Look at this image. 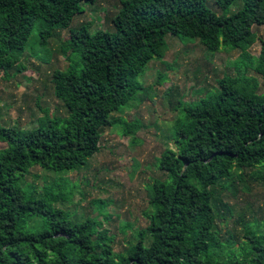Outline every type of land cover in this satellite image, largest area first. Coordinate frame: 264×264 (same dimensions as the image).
Returning a JSON list of instances; mask_svg holds the SVG:
<instances>
[{
	"label": "trees",
	"instance_id": "trees-1",
	"mask_svg": "<svg viewBox=\"0 0 264 264\" xmlns=\"http://www.w3.org/2000/svg\"><path fill=\"white\" fill-rule=\"evenodd\" d=\"M97 1L0 0V73L8 77L34 29L44 45L54 30L69 28L82 4ZM216 5L221 13L205 0H119L109 20L113 32L90 33L86 24L69 31L62 43L68 67L50 75L66 113L61 125L0 128V264H264V220L248 208L234 211L215 188L264 182V93L259 80L247 76L252 70L264 79V41L258 57L249 52L258 40L253 27L264 26V0ZM232 7L237 10L229 13ZM167 35L195 39L210 53L240 50L238 74L224 76L194 102L177 103L173 148L156 159L165 179L147 190L149 224L117 253L96 217L71 221L54 207L71 199L64 178L38 194L23 177L33 167L63 174L81 169L99 151L105 128L118 127L135 143L140 122L112 114L146 96L137 77L152 59L162 60ZM231 218L241 229L221 240L217 224Z\"/></svg>",
	"mask_w": 264,
	"mask_h": 264
},
{
	"label": "rangeland",
	"instance_id": "rangeland-1",
	"mask_svg": "<svg viewBox=\"0 0 264 264\" xmlns=\"http://www.w3.org/2000/svg\"><path fill=\"white\" fill-rule=\"evenodd\" d=\"M205 5L221 13L216 0H205ZM118 6L119 0L82 4L83 12L73 18L69 28L54 30L44 45L38 44L39 30H33L18 63L8 70V77L0 73V128L27 130L61 125L66 113L53 95L50 75L55 69L68 67V53L62 52V43L68 39L69 31L81 24L88 25L90 33L97 30L113 32L109 20ZM230 10L229 13L235 12L237 7ZM253 31L258 40L249 52L258 57L264 41V26H254ZM162 52V60L152 59L137 77L147 89L143 100H131L120 112L112 114L115 120L140 122L135 143H131V136L122 135L118 127L105 128L100 136L99 151L81 169L63 174L33 167L23 177L26 183L34 184L38 194L53 180L64 178L66 181L62 182H67L64 184L72 191L71 199L55 203L54 207L71 221L96 217L113 236L117 253L135 243L137 231L149 224V217L144 213L153 210L148 205L147 190L155 180L165 179V174L156 168V159L167 147L173 148L171 130L176 117L181 115L175 109L177 103L194 102L213 92L218 87L217 81L224 76L236 77V64L241 58L238 49L223 48L210 53L195 39L170 35L164 38ZM17 66L22 69L17 70ZM159 76L165 78L159 79ZM247 76L258 79V93H264V79L252 70H248ZM45 114L49 116L43 119ZM4 147L5 144L0 142V149ZM248 180L235 181V191L215 187L217 199L236 212L248 208L263 221L264 182ZM223 182L226 185V181ZM107 214L110 219H103ZM217 229L221 240H225L241 228L231 218L226 223L218 222Z\"/></svg>",
	"mask_w": 264,
	"mask_h": 264
}]
</instances>
